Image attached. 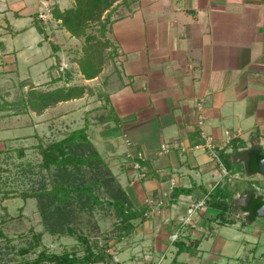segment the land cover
Wrapping results in <instances>:
<instances>
[{
	"label": "crops",
	"instance_id": "obj_1",
	"mask_svg": "<svg viewBox=\"0 0 264 264\" xmlns=\"http://www.w3.org/2000/svg\"><path fill=\"white\" fill-rule=\"evenodd\" d=\"M71 4L0 0V95L11 101L29 85L52 89L77 83L104 86L106 106L96 94H85L41 114L0 107V152L26 147L27 154L40 140L47 144L86 125L133 206L145 210L143 218L129 221L127 235L112 226L99 237L112 260L90 264H264V217L248 221L247 212L239 210L225 220L207 202L218 186L244 204L246 192L255 190L251 181L259 183L262 174L247 173L239 157L227 168L202 149L188 150L202 141L201 114L219 151H232L225 130L240 132L233 138L236 152L253 146L264 151V0H139L131 15L110 26L108 35L120 54L117 72L106 82L104 72L84 79L70 60L61 70L64 49L51 34L52 24H59L51 16L42 22L41 6L51 15L53 5L62 10ZM40 52L44 58L36 56ZM46 58L49 66L31 72ZM19 61H28L25 73L19 72ZM71 101L76 105L59 107ZM127 149L143 152L140 170L132 169ZM76 249L82 255L77 245L67 250Z\"/></svg>",
	"mask_w": 264,
	"mask_h": 264
},
{
	"label": "trees",
	"instance_id": "obj_2",
	"mask_svg": "<svg viewBox=\"0 0 264 264\" xmlns=\"http://www.w3.org/2000/svg\"><path fill=\"white\" fill-rule=\"evenodd\" d=\"M138 5L139 0H72L68 8L61 10L58 5L51 7V18L57 21L59 27L68 32L69 36L81 42L79 50H76L70 61L76 63L84 79L96 78L104 72L102 78L106 82L117 72L116 59L120 52L108 35L110 26L115 20L131 15ZM37 28L44 34L41 26L38 25ZM103 87L93 88L73 83L52 89H40L29 85L26 91L11 101L2 99L0 95V107L13 111V114L30 111L41 114L59 102L80 98L85 94H96L97 99L103 100L106 106L108 96ZM229 145L232 148L230 153L218 150L219 159L227 168L235 164L234 158L239 157L244 161L242 166L247 173H260L259 161L264 157L261 147L253 146L240 153L234 150L233 139ZM26 149L20 147L0 152V173L5 171L2 166L9 158L21 160L26 157ZM31 152L39 156L36 163L21 161L16 166L20 172L36 173L39 178L33 188L17 193L16 197L23 202L27 199L35 200L43 229L32 232L23 245L17 248L11 245V239L0 230V237L5 238L4 243L0 242V264L110 262L112 255L108 253L105 245L100 246L98 241L92 242L89 237L74 228L72 222L76 218L75 211L91 213L95 209L105 211L111 208L117 217L114 227L123 232L122 235H127L131 230L129 221L143 218L145 210L133 206L107 161L90 139L86 125L66 132L60 139L47 144L40 140L31 147ZM1 192L2 199L8 198L9 193L0 189ZM207 202L219 210L222 219L226 220L225 214L240 210L247 212V220L252 221L258 217L257 209L264 204V197L251 188L246 192L244 204H240L226 188L216 186L210 192ZM19 210L21 212L22 207ZM44 233L73 237L82 250V255L77 254L79 249L49 251L42 243ZM30 253L34 255L31 259L27 257ZM15 258L16 260L11 262Z\"/></svg>",
	"mask_w": 264,
	"mask_h": 264
},
{
	"label": "rangeland",
	"instance_id": "obj_3",
	"mask_svg": "<svg viewBox=\"0 0 264 264\" xmlns=\"http://www.w3.org/2000/svg\"><path fill=\"white\" fill-rule=\"evenodd\" d=\"M41 11H45L44 5L41 6ZM46 20L50 19V14L46 13ZM45 16L40 17L42 22L45 21ZM52 32L51 34L56 41L55 45L63 46L64 57L62 56L61 62V70L66 66V60H72L75 56L76 50L78 51L80 48L81 42L71 36L66 34L63 30L55 26L56 24H52ZM58 30L57 32L54 31ZM60 29V30H59ZM45 42V48L47 49L46 53L49 55L51 52V45ZM45 53V52H44ZM62 54V53H61ZM36 56H40V58H44L41 52L37 53ZM67 56V57H66ZM28 61H19V72L25 73L28 64ZM51 63V59L46 58L40 62H37L33 66H31V72H36L40 69H45ZM67 67V66H66ZM72 105H76L75 101L62 103L59 107L66 108ZM59 108V109H60ZM55 111V110H54ZM56 112V111H55ZM78 122L79 114L73 117ZM52 139V135L50 136ZM48 138L49 141L51 140ZM124 143V142H123ZM15 155V154H14ZM12 158V159H11ZM5 162L2 166L5 171L0 173V189L3 192L9 193L8 198H4L2 200L0 195V219H5L4 224L1 226V230L13 240V245L15 248L23 245V242L26 238H28L32 232L42 231L43 227L40 223V217L36 212V205L34 199H27L25 202L20 198H16L17 193H20L24 190H28L33 188L36 185V180L39 178V175L31 174V173H22L20 169L16 166L18 163L29 161L31 163H36L39 160V156L29 152L26 157L23 159H13L11 157ZM259 183H254L255 191L264 197V182L262 176L259 178ZM1 194V193H0ZM20 207H22L21 212H19ZM76 218L72 225L76 228L80 233L89 237L92 242L98 241V238L104 237V234L107 233L112 226L117 223V217L111 208L105 209V211L95 209V211L91 213H85L81 211H75ZM77 231V232H78ZM4 243V242H3ZM42 243L45 245L49 251L62 252L65 249L71 248L73 245H77V241L69 236H63L60 238H53L49 236L47 233L42 235ZM10 256V255H9ZM30 259L34 257L33 254L27 255ZM15 259L11 260L15 261Z\"/></svg>",
	"mask_w": 264,
	"mask_h": 264
},
{
	"label": "built area",
	"instance_id": "obj_4",
	"mask_svg": "<svg viewBox=\"0 0 264 264\" xmlns=\"http://www.w3.org/2000/svg\"><path fill=\"white\" fill-rule=\"evenodd\" d=\"M46 13H49V11L47 10L45 12L40 13V17L45 16L44 17L45 21H46V17H47ZM198 109L199 110L201 109L200 105H198ZM203 124H204L203 116L200 114L199 119L197 121V125H198L199 134L201 136L202 141L200 143H196V144L190 146L188 148V150L202 149V150L208 152L212 159H214L215 161L220 163L217 145H216L213 137L210 134L205 132V130L203 129ZM224 135H225V142L229 143L233 138L240 135V132L239 131L231 132L229 130H225ZM122 137H123L124 144L127 147H129L131 145L130 139L127 137L126 134H124ZM161 149L163 151H168V147H166L165 145H161ZM125 154H126V157L131 160L132 169L140 170L141 169V161L144 159L143 152L142 151H131L130 149H127ZM223 173L225 175L228 174L224 170H223ZM192 206H194V205H192ZM175 237H176V234L173 235V238H175Z\"/></svg>",
	"mask_w": 264,
	"mask_h": 264
},
{
	"label": "water",
	"instance_id": "obj_5",
	"mask_svg": "<svg viewBox=\"0 0 264 264\" xmlns=\"http://www.w3.org/2000/svg\"><path fill=\"white\" fill-rule=\"evenodd\" d=\"M260 167V173L262 174L263 181H264V157H262L259 161ZM257 215L259 217H264V204H262L258 209H257Z\"/></svg>",
	"mask_w": 264,
	"mask_h": 264
}]
</instances>
